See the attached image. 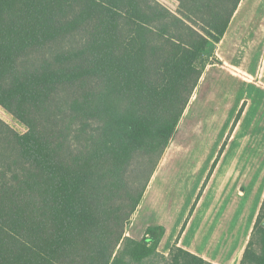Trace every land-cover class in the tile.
Wrapping results in <instances>:
<instances>
[{
  "label": "trees",
  "instance_id": "1",
  "mask_svg": "<svg viewBox=\"0 0 264 264\" xmlns=\"http://www.w3.org/2000/svg\"><path fill=\"white\" fill-rule=\"evenodd\" d=\"M175 1L0 0V106L27 127L0 128V264H215L126 235L242 0Z\"/></svg>",
  "mask_w": 264,
  "mask_h": 264
},
{
  "label": "rangeland",
  "instance_id": "2",
  "mask_svg": "<svg viewBox=\"0 0 264 264\" xmlns=\"http://www.w3.org/2000/svg\"><path fill=\"white\" fill-rule=\"evenodd\" d=\"M158 1L178 13L175 0ZM26 36L45 42L31 29ZM206 58L126 235L148 238L165 255L177 245L215 264H240L264 201V0H242ZM0 128L5 138L27 131L1 106ZM0 152L17 155L6 144ZM8 162L0 160V188Z\"/></svg>",
  "mask_w": 264,
  "mask_h": 264
}]
</instances>
